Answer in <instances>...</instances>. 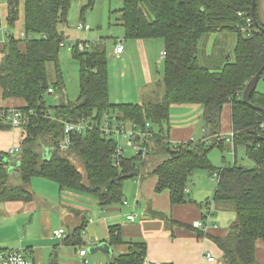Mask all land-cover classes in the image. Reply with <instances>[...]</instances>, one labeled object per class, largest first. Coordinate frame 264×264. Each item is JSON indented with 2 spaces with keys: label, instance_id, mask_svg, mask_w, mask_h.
Instances as JSON below:
<instances>
[{
  "label": "trees",
  "instance_id": "obj_1",
  "mask_svg": "<svg viewBox=\"0 0 264 264\" xmlns=\"http://www.w3.org/2000/svg\"><path fill=\"white\" fill-rule=\"evenodd\" d=\"M72 1L7 0V23L11 27L22 7L23 37H10L3 46L0 88L4 98L24 100L25 105L16 109L31 113L23 127L18 153L19 183L10 182L8 164L0 159V202L31 200V179L41 177L56 183L60 190L90 194L103 207L120 204L124 200V176L141 173L143 177L155 176L154 191L167 190L170 204L176 205L189 200L187 185L193 173L206 170L216 174L212 201L230 207L235 217L225 236L213 237L196 230L197 236L210 237L216 243L222 251V264H254L255 241L264 239V113L242 102L241 96L245 83L264 64V33L258 27L264 28V21L259 0H255L254 8L258 26L251 16L252 0H120L124 38L163 40L166 54L162 99L111 102L104 47L93 44L90 50L80 51L77 44L84 41L76 40L71 55L78 64V96L74 101L62 100L48 106L44 99L47 89L64 87L59 51L65 37L60 26L67 23ZM88 1L90 6L94 0ZM214 32L235 34L233 52L220 65H201L200 42ZM222 54L225 56V52ZM47 63H53L55 69L52 83L47 79ZM260 82L262 89L258 88ZM250 102L264 107V70ZM184 103L202 106L204 138L172 144L166 136L170 107ZM226 104L231 108L233 154L237 146H243L246 157L253 162L251 167L237 161L214 166L209 161L213 148L224 150L227 146L219 137ZM112 115L118 121H131L140 130L146 129V122L150 124L152 135L145 141L142 154L123 155L113 161L115 140L105 137L96 125L83 133H72L68 147L58 148L63 141V121L89 118L100 123L103 117ZM41 147L55 152L43 157ZM108 242L124 248L108 264L144 263V241L126 240L118 226H110ZM47 264H58L56 254Z\"/></svg>",
  "mask_w": 264,
  "mask_h": 264
},
{
  "label": "crops",
  "instance_id": "obj_2",
  "mask_svg": "<svg viewBox=\"0 0 264 264\" xmlns=\"http://www.w3.org/2000/svg\"><path fill=\"white\" fill-rule=\"evenodd\" d=\"M119 2L116 9L111 10L110 13L116 11L115 24L122 28L118 11L121 1ZM258 9L260 18L264 21V0H259ZM0 15L5 27L0 31L1 58L3 46L10 37L16 39L23 37L22 7L19 19L12 27L7 23V0H0ZM79 24L85 23L79 22ZM61 27L62 25L60 30L65 39L71 41ZM76 29L79 30L78 23ZM79 31L86 32L85 29ZM226 36H230L231 48L228 53L231 54L236 43V36L233 35L214 32L203 37L200 44L202 47L206 45L210 54L211 46L225 40ZM94 37L97 40V35ZM121 41L123 51L116 53L114 44L108 54L110 65L107 57L110 101L116 104L160 101L163 97L164 60L160 56L161 51L164 50L163 40L125 38L124 42ZM229 57V54L224 59L217 56L215 64L220 65ZM160 67L162 74L159 71ZM24 105L25 102L21 98H4L0 88V109L12 110ZM170 111L166 136L172 144L204 138V125H200L198 120L201 119L202 106L194 103L172 104ZM124 123L129 128L133 124L131 121ZM8 126H0V157L8 164L10 182L17 184L20 182L17 164L19 151L14 154L8 152L11 148H21L24 130ZM219 137L224 139L226 145H231L229 104L224 105L222 109ZM41 150L43 157L49 156L47 153L55 152V149L49 147H41ZM124 151L123 155H126ZM138 151L135 153L138 154ZM233 156L234 161H237L236 155ZM211 175H214L212 179L216 181V174L210 173L208 176ZM34 178H38L36 180L39 186L36 189L39 192L33 191L32 186L29 185L33 195L31 200L0 202V249L21 250L33 264H47L52 254H56L58 264H108L124 249L121 246L110 245L108 242L109 227L118 226L126 240H141L146 243L147 253L143 264H222V251L216 243L210 237H199L196 234V230H201L209 236L223 237L235 217L230 207L220 206L212 201L214 188L209 193L211 199L209 195L205 196V191L201 192L200 196V193L193 195L187 189L189 200L171 205L167 190L158 193L154 191L156 177H143L140 173L126 178V180L131 179L132 184L127 185L125 190L123 188V203L103 207L90 194L69 189L60 190L51 180ZM129 214L134 215L133 220L127 218ZM225 214L227 216H224ZM194 221L202 222L204 227L194 228L192 226ZM185 225H190L191 228H186ZM58 228L65 230L64 236L60 239L53 235ZM76 229L79 230L75 232ZM98 244L107 246L109 252L87 251L88 247ZM82 249L86 251L85 254H80ZM206 253H210L214 260H206ZM254 254V264H264V239L255 241Z\"/></svg>",
  "mask_w": 264,
  "mask_h": 264
},
{
  "label": "rangeland",
  "instance_id": "obj_3",
  "mask_svg": "<svg viewBox=\"0 0 264 264\" xmlns=\"http://www.w3.org/2000/svg\"><path fill=\"white\" fill-rule=\"evenodd\" d=\"M120 0H94L92 5H88V0H73L68 10L67 14V24L62 25V30L66 35H68L69 40L63 42L60 51H59V65H60V78L64 84L62 89H58L53 93H48L44 95V99L48 106L57 105L62 100L74 101L78 96V64L77 61L71 55L72 45L75 43V40H89L88 41V50H90L93 44L102 43L106 49V54L108 57L109 64V56L110 52L113 49V45L118 41L123 40L124 38V28L115 24L116 16L114 15L116 11L110 13L111 10L116 9V6L120 4ZM111 8L109 11L108 9ZM79 22H84L90 26L91 30H86V32L79 31L76 29V24ZM224 35H233L234 33H223ZM95 35H97V40L95 39ZM227 37V36H226ZM101 39V40H100ZM230 36L225 38L219 43H216L213 47L211 46L210 54H208L207 47L200 46L199 47V63L204 66L212 67V64H215L217 56L222 58L226 57L228 52L230 51ZM116 41V42H115ZM96 42V43H94ZM115 42V43H114ZM204 50V51H203ZM209 50V51H210ZM225 52V56L222 54ZM110 65V64H109ZM112 69V67H111ZM159 71L162 74V68L160 67ZM112 74V70H111ZM55 69L53 63H47V79L50 83L55 79ZM111 77V76H110ZM259 89H262V82L258 85ZM112 98V97H111ZM114 100V99H112ZM52 110V109H51ZM171 114V111H170ZM170 117V116H169ZM200 120V125H203L202 116ZM120 144L125 148L124 153L127 156H132L135 154V151L125 144V141L121 139ZM231 145H227L226 149L220 150L219 148H213L209 152V161L214 166H221L223 162L225 163H233L234 156ZM236 158L237 163L251 167L253 166V162L248 159L244 152L243 146H237L236 149ZM224 160V161H223ZM80 167V165H79ZM205 173V174H204ZM210 172L206 170H196L190 181L188 182L187 188L189 192L193 195L196 193H200L201 196L203 191H205L206 195L212 192V189L215 187L216 181L212 179L214 175L208 176ZM38 178H32L31 186L33 191H38L36 189L39 186L37 180ZM39 180H41L39 178ZM46 181V180H44ZM50 183V182H48ZM132 184L131 179H125L123 181V188L126 189L127 185ZM191 195V194H190ZM189 195V196H190ZM211 199V194L209 195ZM224 216H227L225 214Z\"/></svg>",
  "mask_w": 264,
  "mask_h": 264
},
{
  "label": "built area",
  "instance_id": "obj_4",
  "mask_svg": "<svg viewBox=\"0 0 264 264\" xmlns=\"http://www.w3.org/2000/svg\"><path fill=\"white\" fill-rule=\"evenodd\" d=\"M79 29L89 30L90 26L88 24H78ZM5 29L2 21V17L0 15V31ZM88 47V42H79L77 44L78 50L82 51ZM114 50L116 53H121L123 51L122 41H118L115 44ZM165 50L161 51L160 56L164 59L165 57ZM48 93H52L53 89L49 87L47 89ZM29 112H24L19 109H12L7 112H0V124H7L12 128H23L29 119ZM96 125L101 133L105 137H111L115 140V148L114 151L111 153V158L113 161H118L120 157L123 156L124 147L120 144L121 139L125 141V144L131 147L134 151L146 149L145 141L152 135V131L149 128L150 124L146 122V129L140 130L137 126L133 123L131 124L130 128L126 127L125 123L122 121H118L117 118L112 115L110 118L103 117L98 121L91 120L89 118H84L78 121L74 120H66L63 121V141L58 144V148L60 150L66 149L70 143V135L72 133H83L87 129L92 128ZM264 129V124H261ZM20 151L19 147L11 148L9 150V154H14V152ZM124 203H126L124 201ZM127 218L133 220L134 215L129 214ZM192 226L196 229H201L204 227L202 222L194 221ZM65 234V230L63 228H58L54 231V236L58 239L62 238ZM85 250L82 249L80 254H85ZM205 258L208 261H213L214 257L210 253L205 254ZM0 264H33L32 261L26 258V255L21 250H4L0 249Z\"/></svg>",
  "mask_w": 264,
  "mask_h": 264
},
{
  "label": "water",
  "instance_id": "obj_5",
  "mask_svg": "<svg viewBox=\"0 0 264 264\" xmlns=\"http://www.w3.org/2000/svg\"><path fill=\"white\" fill-rule=\"evenodd\" d=\"M254 8H255V0H252V5H251V16H252V19L254 21V24L258 26V23L256 21V18H255V11H254ZM259 27V30L262 31L264 33V28ZM264 70V64L259 68V70L245 83V86L243 88V91H242V96H241V100L242 102H244L245 104L251 106L252 108L258 110V111H261L264 113V107H261V106H257V105H254L250 102V96L251 94L254 92V90L256 89L257 87V83H258V80H259V77H260V74L261 72ZM47 85L46 84H43V87H46ZM255 138H260L259 136H256ZM48 152V151H47ZM49 155H51L50 153H47ZM138 154H141V151L139 150L138 151ZM1 160H4L3 158L0 157ZM18 164V162H17ZM125 178H129L131 177V175H126L124 176ZM87 251L90 252V253H93V252H96V251H101V252H109V248H107V246H105L104 244H98V245H95V246H90L87 248Z\"/></svg>",
  "mask_w": 264,
  "mask_h": 264
},
{
  "label": "bare ground",
  "instance_id": "obj_6",
  "mask_svg": "<svg viewBox=\"0 0 264 264\" xmlns=\"http://www.w3.org/2000/svg\"><path fill=\"white\" fill-rule=\"evenodd\" d=\"M188 189V188H187Z\"/></svg>",
  "mask_w": 264,
  "mask_h": 264
}]
</instances>
